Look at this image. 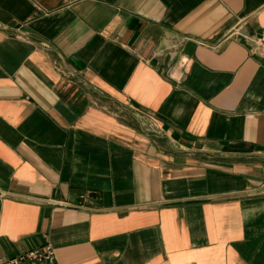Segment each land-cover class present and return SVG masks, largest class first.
Here are the masks:
<instances>
[{
    "label": "crops",
    "instance_id": "obj_1",
    "mask_svg": "<svg viewBox=\"0 0 264 264\" xmlns=\"http://www.w3.org/2000/svg\"><path fill=\"white\" fill-rule=\"evenodd\" d=\"M264 0H0V264H264Z\"/></svg>",
    "mask_w": 264,
    "mask_h": 264
},
{
    "label": "built area",
    "instance_id": "obj_2",
    "mask_svg": "<svg viewBox=\"0 0 264 264\" xmlns=\"http://www.w3.org/2000/svg\"><path fill=\"white\" fill-rule=\"evenodd\" d=\"M253 49L264 56V31L259 37L251 38ZM4 264H59L54 247L50 244L29 250L20 256L8 259Z\"/></svg>",
    "mask_w": 264,
    "mask_h": 264
}]
</instances>
